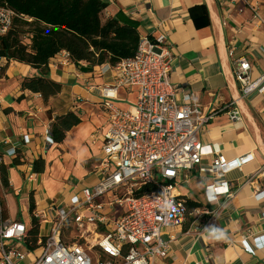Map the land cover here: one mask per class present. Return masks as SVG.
Here are the masks:
<instances>
[{"label":"crops","instance_id":"obj_1","mask_svg":"<svg viewBox=\"0 0 264 264\" xmlns=\"http://www.w3.org/2000/svg\"><path fill=\"white\" fill-rule=\"evenodd\" d=\"M102 1L107 4L103 19L119 14L136 23L140 37L155 40L164 35L171 53L169 79L177 97L189 90L202 109L216 111L198 134L201 162L178 190L187 201L199 204L195 209L206 207L210 213L193 209L179 225L162 230L169 249L151 264H264V94L255 91L243 96L233 73L235 57L248 60L253 78L264 72V0ZM201 5L208 12L207 26H196L193 21L197 18L204 23L202 10H190ZM59 59L61 55L56 54L48 67L49 77L61 83L62 89L44 102L39 93L20 87L24 77L36 76L38 71L0 58V154L15 148L27 161L11 167L13 157L2 154L9 186L3 203L10 219H16L21 197L26 198L28 211L31 197L40 203L61 199L63 193L71 194L95 179L91 170L101 156L108 124L100 91L113 84L114 74L106 65H63ZM136 97V88H118L114 105L126 109ZM232 109H239L241 122L230 120ZM68 111L81 122L67 131L61 143H48L43 136L45 126ZM245 154L253 158L241 168L221 178L211 171L217 156L232 160ZM38 158L44 159L43 173L31 171V163ZM52 171L61 180L54 195L43 184L37 185L41 177L44 184H53ZM29 173L34 176L32 182L26 179ZM220 181L228 183L233 195L220 194L207 203L204 189ZM244 235L249 236L250 251L243 250ZM256 237L260 238L258 245L253 240Z\"/></svg>","mask_w":264,"mask_h":264},{"label":"built area","instance_id":"obj_2","mask_svg":"<svg viewBox=\"0 0 264 264\" xmlns=\"http://www.w3.org/2000/svg\"><path fill=\"white\" fill-rule=\"evenodd\" d=\"M15 16L11 8L0 6V35L9 30ZM166 43L164 35L155 40L140 37L133 56L115 65L102 64L114 78L100 91L108 124L101 156L91 170L94 182L61 199L41 203L34 199L28 213L38 222L35 250L24 246L30 219L26 223L8 218L0 194V264H151L167 254L169 242L162 230L179 225L189 213L179 186L187 183L189 172L201 162L198 134L216 111L202 109L189 90L177 97L169 79L171 53ZM58 55L61 64L71 63L66 51ZM229 55L233 56L232 48ZM233 73L243 96L264 94V72L253 78L248 60L233 58ZM132 87L137 90L135 102L117 108L116 90ZM229 118L234 124L241 122L239 109H232ZM49 132L50 124L43 132L48 143ZM2 154L15 157L16 150ZM252 158V154L232 160L217 156L211 171L221 178ZM33 177L29 173L26 179L32 182ZM220 194L233 195L226 181L204 189L207 203ZM193 211L210 213L206 207ZM248 237L241 241L245 251H250ZM253 240L258 245L260 238Z\"/></svg>","mask_w":264,"mask_h":264},{"label":"trees","instance_id":"obj_3","mask_svg":"<svg viewBox=\"0 0 264 264\" xmlns=\"http://www.w3.org/2000/svg\"><path fill=\"white\" fill-rule=\"evenodd\" d=\"M0 6L11 8L16 16L11 27L0 35V58L27 64L38 71L36 76L24 77L20 83L23 90L39 93L44 102L61 89L62 84L49 77V60L61 51L68 53L73 63H87L99 66L104 63L115 65L120 60L134 55L140 40L136 23L123 19L119 14L103 19L107 4L102 0H0ZM202 10L200 23L194 18L196 26L209 24L205 5L192 7ZM81 122L73 111L57 115L50 124L49 137L53 143H61L67 131ZM26 163L16 151L10 166ZM44 159L31 163V171L43 173ZM0 182L9 190L7 167L2 164ZM199 204L187 201L192 211ZM34 208L33 198H29L28 211ZM38 238V222L30 219V229L24 238V246L35 250Z\"/></svg>","mask_w":264,"mask_h":264},{"label":"rangeland","instance_id":"obj_4","mask_svg":"<svg viewBox=\"0 0 264 264\" xmlns=\"http://www.w3.org/2000/svg\"><path fill=\"white\" fill-rule=\"evenodd\" d=\"M26 163L27 161L24 160ZM52 180H53V184H47L45 183L44 184V179H42V177L38 180V183L37 185H40V184H43L46 191L49 193V194H53L54 192H56V190L59 188V184L61 182L60 180V176H58L57 174H55V172L52 171ZM48 176V175H47ZM1 183V182H0ZM182 185V184H181ZM31 186H33V184H31ZM5 192H8V190L6 188H3V186L0 184V194L4 195ZM66 193H63L62 196H64ZM54 195V194H53ZM57 196V195H56ZM61 196H59L58 198H60ZM6 205L8 206V200L6 201ZM21 206L19 205V209H17V216L15 217L16 219L20 220V221H23V222H26L28 223L29 222V213L27 211V203H26V198L25 197H21Z\"/></svg>","mask_w":264,"mask_h":264}]
</instances>
